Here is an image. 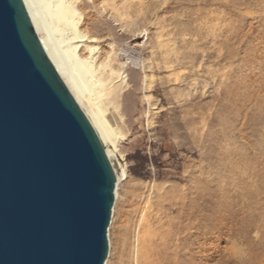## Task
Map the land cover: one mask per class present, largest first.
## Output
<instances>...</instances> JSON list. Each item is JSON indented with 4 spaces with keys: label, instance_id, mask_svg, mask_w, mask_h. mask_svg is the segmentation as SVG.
Listing matches in <instances>:
<instances>
[{
    "label": "rangeland",
    "instance_id": "rangeland-1",
    "mask_svg": "<svg viewBox=\"0 0 264 264\" xmlns=\"http://www.w3.org/2000/svg\"><path fill=\"white\" fill-rule=\"evenodd\" d=\"M88 1V41L126 63L105 100L127 173L108 264H125L130 217L161 185L203 222L190 229L202 231L201 264H264V0Z\"/></svg>",
    "mask_w": 264,
    "mask_h": 264
},
{
    "label": "water",
    "instance_id": "water-1",
    "mask_svg": "<svg viewBox=\"0 0 264 264\" xmlns=\"http://www.w3.org/2000/svg\"><path fill=\"white\" fill-rule=\"evenodd\" d=\"M116 182L24 0H0V264H105Z\"/></svg>",
    "mask_w": 264,
    "mask_h": 264
},
{
    "label": "bare ground",
    "instance_id": "bare-ground-1",
    "mask_svg": "<svg viewBox=\"0 0 264 264\" xmlns=\"http://www.w3.org/2000/svg\"><path fill=\"white\" fill-rule=\"evenodd\" d=\"M24 3L46 53L104 146L117 177V205L118 188L127 173L120 163L119 172L116 139L122 132L106 117L105 100L115 102L121 85L126 82V63H121V68L114 66L112 53L100 59L98 45L88 41L92 36L82 11L86 0H24ZM126 57L135 65L140 63L136 55ZM174 189L175 185L156 186L138 204L135 214L132 213L125 264H201L202 249L196 246L193 251V247L200 244L202 231L190 232V229L201 227L203 222L192 226L185 194L175 193Z\"/></svg>",
    "mask_w": 264,
    "mask_h": 264
}]
</instances>
